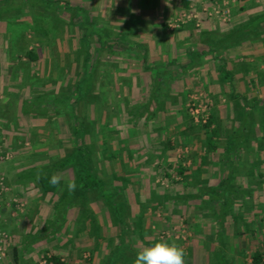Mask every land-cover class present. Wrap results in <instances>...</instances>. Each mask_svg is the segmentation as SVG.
Returning a JSON list of instances; mask_svg holds the SVG:
<instances>
[{"label": "rangeland", "instance_id": "1", "mask_svg": "<svg viewBox=\"0 0 264 264\" xmlns=\"http://www.w3.org/2000/svg\"><path fill=\"white\" fill-rule=\"evenodd\" d=\"M55 1L12 0L13 4L11 6L3 7L0 5V70L2 71L0 93L6 88H11L18 94L27 89V93L30 92L29 95H31L29 97H33L28 101L32 104L30 107L35 109L42 103L45 108V115H33L36 118L30 123L21 119L20 123L14 124V127H18L17 129L13 127V124L7 128V133L10 132L7 138L15 137V142L20 143L17 146L10 147L6 145L2 140L5 139L6 141L5 135L0 137V148L9 154L8 158L0 161V175L4 177L8 185L3 167L7 169L10 163L17 162V166L10 165L9 170L13 168L16 171H21L22 176L19 177L21 179H17V182L27 183V187H29L32 183H35L36 167L59 163L64 157L71 154L76 139L71 137L69 120L57 109L54 112L51 103H45L46 96L49 97L52 93L73 86L77 81L81 83L83 81L84 83L91 78L93 84L89 93L90 98L86 99L87 96H85L78 100L74 113L79 120H84L86 132L83 138L85 143L92 145L94 149L90 153L89 159L91 164L104 170L105 174H103L104 178L102 177V180L105 179L103 184L107 187V185L117 182L114 181V178H111L112 173H117L122 168H128V162L120 161L118 164L112 161L113 156L115 160L119 157V154L128 155L132 153L129 151L128 145L123 144L124 141L128 140L129 135L131 138L133 134V132L127 130L129 114L120 113L117 106L120 104L122 109L125 110L131 102L129 97L135 96L136 88L132 81L131 83L128 81V77L134 72L136 73V69L140 66L137 68L134 66L136 65L135 62L132 64L129 60H121L123 56L117 54L118 52L108 53L105 48L102 46L98 48V46L107 40V32L111 35L109 41L112 43L114 42L113 33L118 31L119 28L126 30L129 35L131 28L129 26L131 25L128 24V20L119 23L114 18L117 6L121 7L122 11L132 7L152 13L155 9L158 15L163 11L170 10L172 7L174 8L173 13H176L180 9L178 6L180 4L176 0H154L153 2L138 0L133 2V5L131 1L126 2L124 0H67L69 6H65L66 4H62L63 0L56 2L57 5ZM262 1L264 2V0ZM150 4L151 6H149ZM194 7L196 8V5ZM215 7L219 10H225L221 4ZM83 12H87L90 22L81 24L80 30H78L75 26L78 22H82ZM174 18H176V15L168 16L167 22ZM146 20H150V18ZM146 20L140 19V23L142 25L144 22L148 23ZM243 20H240V22ZM132 21V25L135 26L136 20L133 19ZM83 33H96L95 35L98 36L99 41L94 36H90L89 40H81L80 35ZM29 49H32L37 55L33 61L24 57V52ZM93 51H96L94 61L92 60L94 57L91 59ZM86 58L88 61H86ZM1 80L6 81L5 87ZM139 84L141 85L142 81ZM138 90L139 93L140 88ZM2 95H0V101L4 98ZM193 96L196 97V95ZM112 100H115V103ZM39 102L40 104H38ZM190 102L191 100L186 102V111H183L185 113L178 112L176 115L179 118L178 122L183 121L187 128L192 129V139H194L192 141L196 144V137L199 141L219 138L216 132L212 135V128H205L201 123H196L192 119L187 110V105ZM0 113H2L0 116L4 118L11 117L6 108H0ZM236 113L237 111L233 110L230 115L228 114V117L231 116V118L229 117L230 126L235 124L233 118L237 116ZM214 116L215 121L212 120L211 127L219 125V121L213 113V119ZM144 118L143 122L146 123L147 120ZM158 118L164 121V124H161L162 127H170L165 128L163 133L160 129L155 131L154 137L162 139V144L159 146L161 150L158 155L163 154L166 150L167 141H170L172 146L175 145L173 151H170L171 153L174 152V156L172 157L170 153V162L158 163L155 160L145 163L143 172L148 180L143 179V172H138L137 182H139L137 184H139V187L137 189L129 187L128 182H132V180H128L126 177L119 178L117 176L121 175H116V179L118 182L120 180L122 187L114 185L112 190L114 193L112 203L118 205L120 210L115 220L119 219L124 222L127 226L125 233L130 234L132 232L131 228L134 227V215L143 210V228L146 238L150 235L152 243L162 239H171L168 240L169 243L175 241L186 250L185 264H244V260L249 263V257L244 255H248L252 249L257 248L261 249L262 252L264 248V245H259L260 242L257 240L258 236L261 241L264 239V219L254 226L245 224V220L251 222L250 216L249 218H242L240 210H237V206L234 207L231 200L230 206H233L232 208L223 206L224 209L229 211L225 218H222L221 205L216 203L219 200L214 198L210 201H213L214 203H212L215 205H203V207L201 205L202 209L199 206L196 207V196H194L196 192L189 189L190 182L184 177L180 178L178 174H172L176 170L177 162L180 164L183 162L186 171L187 169L192 170L196 166L186 159L193 156L192 151L196 147H193L192 143L188 145L190 149L188 146H179L183 143L184 137L179 135L177 130L179 127H175L174 123L177 119L173 118V114H159ZM255 120L256 115H253L252 121ZM134 121L136 119L131 121L130 124H133ZM25 125L29 126L24 127ZM132 126L141 138L142 136L146 138L149 130L146 124L136 126L134 123ZM4 132L6 133V131ZM30 135L40 137V141L32 142L29 138ZM104 144L106 152L103 155H106V159L108 158L106 161L102 160L103 156L100 151ZM128 144L133 145L130 142ZM204 149L206 148L204 147ZM36 151L39 152V155H42V160L45 161L38 162L39 165L35 166L34 163L31 164V161L35 162L38 153ZM206 151L204 152L207 153ZM97 157H99V161H97ZM36 159L38 158L36 157ZM168 163H170V166H168ZM165 170L170 173L168 179L162 177ZM15 172L13 173L15 174ZM51 173H59L65 179L61 181V187L57 188L54 195H51L49 206L39 207L42 214L45 210H48L43 217H49V219L46 221V225L40 228L44 238L46 239L47 236H49V239L58 237L57 234L66 235L68 239L73 241L72 243H75V250L71 255L74 260H78V264H103L104 252L106 251L101 254H98L99 250L93 251L92 254L90 251L93 247L92 237L96 234L93 235V233L96 232V227H98V231L104 237L114 238L111 242L114 247L117 243L115 235L119 230L116 224L110 220V206L104 207L103 191L98 193L96 188H91L89 191H85L81 197L77 196L76 201L80 205H72L75 209H70V205L66 210H62L60 207L66 205L70 196L74 195L69 192L66 194L67 182L75 178L74 166L67 162L64 167L58 166L51 169ZM225 179L222 181L225 182ZM194 180L196 183V177ZM224 194L229 195L228 193ZM54 197H56V200ZM206 197H202V201H205ZM9 198H4L3 205H6ZM58 198L59 200H57ZM182 199L185 200V204L180 201ZM55 205H57V208H55ZM156 205H159L160 209H157L158 206ZM144 211L147 213H144ZM200 212H205V214H199ZM58 213H60V217H57ZM55 214L57 218L55 217L53 221L51 219ZM16 216L18 215L12 217ZM71 217L72 220H69ZM2 218L3 215L0 216V219ZM62 218H65V221ZM77 224H80L79 227H77ZM78 230L79 232H76ZM80 235L83 236L82 244H80V240L76 244V237ZM58 243L55 242L53 245H58V247L60 245L59 248L64 250L61 247L63 243ZM72 243L68 242L66 245L71 246ZM49 246L52 247V243L47 245L48 249L46 248L47 250L45 249L40 254L50 253L49 250L52 249ZM57 251L59 250L56 249L55 252Z\"/></svg>", "mask_w": 264, "mask_h": 264}, {"label": "crops", "instance_id": "2", "mask_svg": "<svg viewBox=\"0 0 264 264\" xmlns=\"http://www.w3.org/2000/svg\"><path fill=\"white\" fill-rule=\"evenodd\" d=\"M124 1H131L133 5V2H137L138 0ZM142 1L148 2V0ZM149 1L153 2L154 0ZM188 1V8L186 10L194 12L197 23L196 26L189 23L178 28L169 27L167 25V17H172L181 11V9H179L178 12L173 13V7L158 15L155 9L151 13L150 11H142L141 9L132 7L127 10L123 9L124 11H122L119 6L115 8L116 14L114 18L117 19L119 23L124 22L123 20H128V24L131 25L129 27L131 28L129 35L126 30L122 28H119L118 31L113 33V48L120 51L123 49L124 45L134 46V49H132L133 51L130 50L131 53L128 54L129 56H123L121 60H129L132 64L135 62L136 65L134 66L136 67L139 65V60L133 58V55L137 52V49H143L142 52L145 53L146 63L151 67V70H144L141 72L136 69V73L134 72V74L128 77V81L130 83L132 81L136 88L134 93L135 96L129 97L131 102L125 110L122 109L120 104L117 107L120 113L125 112L124 114H129L127 130L128 132H133V134L131 138L129 135L128 140H126L127 142L124 141L123 144H127L130 149L129 151L132 153L128 155L119 154V157L115 160L113 159L114 156L112 157L113 163L119 164L120 161L125 163L128 162V168H122L121 171L112 173L111 178H114V181L117 182L107 186L114 187V185H117L122 187L120 185V180L118 182L116 179V175H121L117 177H126L128 180H132V182H128L129 187L137 189L139 187V184H137L139 182H137V175L138 172L142 173L145 170L143 166L145 163H150L155 160L158 163L170 162V157L174 156V152L171 153L170 151H173L172 149L175 145H173V148H166L162 155L161 153L158 155L161 150L159 146L162 144V139H157L154 136L156 130L160 129L163 133L165 128H170L167 126L162 127L164 121L159 119L158 115L173 114V118L177 119L174 123L175 127H179L177 128L179 135L184 137L183 143L179 144V146H188L192 143L191 145L196 147L193 151L191 149L193 156L186 158L190 163L196 166L194 165L195 167L192 168V170L187 169L186 171L185 165L181 162V165L184 167L183 174H185L183 177L190 182L188 185L189 189H193L192 191L196 192V207H201V205L202 207L203 205H215L213 201V203L210 201L206 193L219 192V180L233 177L234 180H230L231 182L228 184V188H233L235 186L246 195L239 196L234 202V207L237 206V210H240L242 218H249L250 216L249 219H251V222L245 220V224L247 223L254 226L258 224L260 220L262 221L264 219V136H261V138L259 137L260 133L256 125L257 123L255 122L252 128L255 130L256 137L240 139L237 144L241 146L236 150L234 155L231 153H229V155L225 154L223 146L228 145V138L222 136H224V130L230 127L229 117L231 118V116L228 117V114L230 115L233 110L239 111L242 109V107L240 108L236 104L237 102L235 100H237V98L240 99L241 97H245V100H248L251 97H256L264 100V32L260 37L251 41L240 42L236 45L227 46L223 50H216L215 52L210 51L212 45L209 46L208 42L216 38L215 36L218 33L228 32L232 25L237 24L240 20L246 18L247 15L264 11V2L262 0H240L238 3H236V0ZM176 2L179 3V0H176ZM219 4L227 10L225 20H221L218 16H209L204 11V7H207L206 10H208L210 7L212 8ZM195 5L196 8L194 7ZM149 6H151V4ZM240 6L243 8L236 11ZM147 18H150V20H146ZM133 19L136 20L135 26L132 25ZM140 19H145L148 23L143 21L144 24L142 25ZM119 25L121 26V24ZM119 35H121L123 39L129 40L130 44L118 42L119 40L116 41ZM121 43L123 47L120 45ZM119 45L121 47H119ZM118 53L121 54L122 52ZM222 67L226 72L221 70ZM227 72L231 80L222 83L223 79L226 78L225 74ZM0 76H2L1 70ZM140 81H142L141 85L139 84ZM1 83H3L4 86L6 81L3 82V80H1ZM138 88H140L139 93L137 92ZM232 89L240 93V95L232 98L230 95V92L233 91ZM1 93L0 95L4 98L0 101V108H6L7 113L11 115V117L4 118L0 116V137L5 135L8 143L5 139L2 140L6 145L15 147L20 143L15 142V137L11 136L7 138L10 133H7V128H9V126L11 127V124H13L14 127V124L20 123L21 119H23L22 121L30 123L36 118L34 116L38 115L37 111L40 110L43 105L42 103H38L40 105L32 109L30 107L32 104L28 101H30L29 99H33V97H29L31 95H29L30 92L27 93V89H24L23 92L18 94L11 88H6L3 89ZM193 95L197 96L198 101H206L208 112L216 115L219 125L217 127L215 126L214 130L216 134L219 135V138L217 137V139L210 141L208 139L199 141L196 137L195 144L194 141H192L194 140L192 139V129L190 130L187 128L183 121L178 122L179 118L176 114L178 112L182 114L185 113L183 111H186V102L190 101L191 98L194 97ZM86 96V99L90 98L89 94ZM244 105L242 106L246 107L245 103ZM245 110L247 113H251L248 107H246ZM137 112L142 113L146 117H135L134 114H138ZM1 114L2 113H0V115ZM143 118L147 120L146 123L143 122ZM134 119H136V121H134L136 126L139 124H146L147 127H149L146 138L143 136L141 138L138 132L133 129L134 127L132 125L134 123H130ZM26 126L29 125H25L24 127ZM14 128L17 129L18 127L16 126ZM4 131H6V133ZM261 133L264 134L263 132ZM140 134L144 135L143 133ZM25 137H27V135H25ZM29 138L32 142L40 141V137L38 136L30 135ZM128 142L133 143V145H129ZM169 142L170 141H167V146L170 144L172 145V142H170V144ZM248 146L249 148H247ZM204 147L206 149L203 150ZM37 152L38 151H36V153ZM134 152H136V154H134ZM170 153L171 156H169ZM36 157L38 159H36ZM36 157L35 162H33V160L31 161V164L34 163L35 166L39 165L38 162L45 161L42 160V155H39V152ZM98 158L99 157H97V161H99ZM102 160L106 161L108 158L106 159V157L103 156ZM16 163L17 162H14V164L10 163L9 166H17ZM9 166L7 169L3 167V173L5 172V177L9 183V191L5 193V197L7 199L11 195L20 197L22 201H24V207L23 211L18 213L16 217L10 215L8 205H3L2 208H0V216L3 215V218L0 219L2 222L0 224V229L5 231L8 236V243L6 245L7 264H36L40 261L39 258L49 256L50 253L58 256L60 261L64 262L63 264H78V260H74V257L71 255L75 250V243H72V240L68 239V237L63 234H57L58 237H52L50 238L51 240L49 236L45 239L40 229L46 225V221H48L49 217H43L47 214L48 210H45L42 214L39 211L41 210L39 207L49 206L51 195H54L57 188H54L50 192H42L37 187L36 178L35 183L29 184L30 186L27 187V183L17 182V179H21L19 177L22 176V172L16 171L13 168L9 170ZM41 167L42 166H38L36 168L41 169ZM37 169H35V177L38 173H41ZM103 171L104 170L98 167L95 170V174L100 180H102V177L104 178L103 174L105 173ZM13 172H15L16 176ZM142 176L143 179L146 181L148 180L145 178L146 175H144V172ZM195 177L196 183L194 180ZM202 197H206L205 201H202ZM54 199L56 200V197H54ZM57 200H59V198ZM76 200V197L70 196L68 203L62 205L60 209L66 210L70 205V209H75L72 205H80ZM180 201L182 204L186 203L184 199ZM55 208H57V205H55ZM30 209L31 211H29ZM56 211H58V209H56ZM205 212H200L199 214H205ZM57 215L55 214L51 220L54 221L56 216L60 217V213ZM62 219L65 221V218ZM69 220H72V217ZM258 237L257 240L260 242L259 245L263 246L264 239L261 241V238ZM82 239V235L77 236L76 244H78V240H80V244H82ZM55 242L63 243L61 247H63L64 250L59 248L60 245L59 247L58 245H53ZM68 242L72 243V245H66ZM50 243H52V247L49 246L52 249L49 250L51 252L45 255L40 254ZM56 249L59 251L55 252ZM260 253L262 256V264H264V248ZM83 256L85 257L84 254Z\"/></svg>", "mask_w": 264, "mask_h": 264}, {"label": "trees", "instance_id": "3", "mask_svg": "<svg viewBox=\"0 0 264 264\" xmlns=\"http://www.w3.org/2000/svg\"><path fill=\"white\" fill-rule=\"evenodd\" d=\"M239 1L240 0H236V3H238ZM56 2L58 3L60 2V0L55 1V4L57 5ZM188 2H189L188 0H179L178 4L180 5L178 6L181 9V11H184V12L187 11L186 9L188 8ZM12 4H13L12 0L0 1V5H2L3 7L4 6L8 7V6H11ZM62 4H66L65 6H67L68 5L67 0H63ZM241 8L243 7L242 6L238 7L236 11L241 10ZM181 11H179V13ZM89 22H90V18H88L87 12H83L82 22H78L75 27L78 30H80L81 24L89 23ZM189 23H192V25L196 26L194 24V20L189 18L188 20H185L184 22L179 23V25L176 26L175 28L181 27L182 25L189 24ZM263 32H264V11H261L258 13L247 15L246 19H244L241 22H238L237 24L232 25L231 29L228 32L218 33L215 36L216 38L208 42V45L209 46L212 45V49L210 50L211 52H215L216 50L220 51V50L225 49L227 46L236 45L240 42L251 41L255 38H258ZM95 34L83 33L80 35V39L89 40L90 36L92 37L94 36L95 39L99 41L98 36H96ZM120 36L121 35H119L117 38L119 41H121L122 43L125 42L127 44L128 43L130 44L129 40L123 39L122 36L121 37ZM106 37H107L106 38L107 40L105 42H102L101 45L98 46V48L102 46L103 48L106 49L108 53L122 52L121 55L126 56L131 53L130 50L134 49V46L132 47V46L124 45L123 47L122 46L123 44L121 43L120 45L123 47V49L120 51L115 50L113 48L114 42L112 43L109 41L111 38V35L109 34V32H107ZM120 45L119 47H121ZM86 51H87V48H86ZM142 51L143 49H140V50L137 49L136 53L132 52L134 53L133 58H136L139 60V65H137V68L139 66L140 67L137 69V71H141V72L144 70L145 71L151 70V67L148 66V64L146 63L145 53ZM24 57L30 61H33L36 59L37 55L32 49H29L24 52ZM95 58H96V51H93V56H91V59L94 61ZM86 61H88L87 58H86ZM221 70H224V68L222 67ZM224 71L226 72V70ZM225 75H226V78L223 79L222 83L229 82L231 80L229 78L230 75L228 72ZM79 82L80 81L75 82L73 86H69L65 88L64 90L58 91L54 94L52 93L49 95V97L46 96L47 99L45 103H51V105L54 107L53 108L54 112L56 111L55 109H57L58 111H60L67 117V119L69 120L68 123H69V129L71 131L70 132L71 137H74L76 141H75L74 149H72L71 154L64 157L59 163L52 164L49 166H42L41 169H37L41 172L40 173L41 178L39 180L36 179L37 187L42 192L52 191L54 187L50 186L48 182V177H50L52 174L51 169H54L55 167H58V166L64 167L65 164H67V162L70 163L72 166H74L75 178L73 180L76 181L77 188H76V191L73 192L74 195H71V196L72 197L76 196V198L81 197L85 191H89L91 188H96L98 193L103 191L102 196H104V203H105L104 207L110 206L111 208L110 214H109L110 220L111 222L116 224L117 229H119L118 233L115 235V238L117 237V243L113 247L111 242H112V239L114 238L104 237V235L100 234V232L98 231V227H96L97 230L96 232L93 233V235L95 233L96 234L92 237L93 247L90 249L91 254L93 251H97V250H99L98 254H101L103 251H106L104 252V259L102 261L103 264H134V258L136 257L138 251L141 250L143 247L150 246L152 244V241L150 240L151 238L150 235L147 237L148 239L144 235L145 230L143 228V216H144L143 210L140 213L134 215V224H133L134 227L131 228L132 232L130 234L125 233L127 226L124 224V222H121L119 219L115 220V218H117V216L119 215L120 210L118 208V205H113L112 203L113 202L112 198L114 195L112 190L114 187H111V186L106 187V185L103 184L104 181L97 178L95 174L97 165L94 166L93 164H91V161L89 159V155L92 151H94V149L92 145H87L83 138L86 132L84 120H79L74 113L76 102L84 98L92 90L91 86L93 84V80L89 78L87 82H84V83L83 81L82 83L81 82L79 83ZM230 95L232 98H235L237 95H240V93L235 92L233 90L230 92ZM240 99L237 98V100H235L237 102L236 104L240 108L242 107V109L237 111L236 113L237 116L233 118V121L235 122L234 126H230L226 128V130H224V137L228 138V145L223 146V150L225 151V154H228V155L229 153H231L232 155L235 154L236 150L241 146L237 144V142L240 139H243V138L248 139V138L256 137L255 130L252 128V125L255 122L257 123L256 125L260 133L259 137L261 138V136H264V134L261 133V132L264 133V100L258 99L256 97H251L248 100H245V97H241ZM244 103L246 104V107L250 109L251 113L246 112L245 110L246 107H244L245 106ZM44 110L45 108L42 107L40 110L37 111V114L45 115ZM137 113L138 114H134L135 117L137 116L145 117V115H143L142 113L140 112H137ZM254 114L256 115V120L252 121V116ZM212 120L215 121V118L213 119V113L209 112L208 119L206 120L204 124H202V126L205 128H212L211 131L213 135L216 131L213 130L215 126L211 127V124L213 122ZM249 134H251V136H249ZM168 147L173 148L172 145H169V146L166 145V148ZM247 148H249V146ZM100 151H101L102 156H106V155H103L106 152L105 144H104V147ZM168 166H170V163H168ZM183 171H184V167L179 162H177L176 170L174 174H178L181 178L184 176ZM169 176H170L169 172H167L166 170L163 171V174H162L163 178L168 179L170 178ZM224 179L225 178H222L219 180V183H218L220 185V189H219L220 191L218 190L219 192L206 193V195L208 196L210 200H213V198L215 200H219V202H216V201L215 202L221 205L220 211L222 213V218H225V216L229 213L228 209L227 210L224 209L223 206L232 208L233 206H230V200H231V203L232 202L234 203L239 196L245 195L242 192V190H240L239 188L235 186L233 188H228V184L231 182L230 180L232 181L234 180L233 177L232 178L227 177L225 179V182L222 181ZM224 193H228L229 195H226ZM66 194H68V191ZM194 194H195L194 196H196V193ZM120 205L122 204L120 203ZM156 206H158L157 209H160L159 205H156ZM145 212L146 211H144V213ZM79 225L80 224H77V227H79ZM76 232H79V230ZM88 235H89V232H88ZM164 240H167V239H164ZM168 240L170 241L171 239H168ZM244 256L249 257V263H246L244 260L243 261L244 264H250V263L251 264H262V256L258 248L252 249L248 255H244ZM43 257L46 259V264H49V263L63 264L64 263L63 261H60L58 256L52 253H50L49 256H43Z\"/></svg>", "mask_w": 264, "mask_h": 264}, {"label": "built area", "instance_id": "4", "mask_svg": "<svg viewBox=\"0 0 264 264\" xmlns=\"http://www.w3.org/2000/svg\"><path fill=\"white\" fill-rule=\"evenodd\" d=\"M207 7H204V11L209 16H218V18H221V20H225L227 10H219L215 6L211 9L206 10ZM176 18L171 19L169 22H167V25L169 27H176L179 25V23L184 22L185 20H188L189 18L193 19L196 23V16L194 12L192 11H181L178 14H175ZM187 110L189 114L191 115L192 119L196 123L204 124L206 120L208 119V107L206 101H198L197 96L192 97L191 102L187 105ZM9 154L8 152L2 151L0 148V161L8 158ZM9 190V187L2 175H0V208L3 206L4 195ZM6 205L9 206L10 215L14 216L20 212L23 211L24 207V201H22L21 198H18L17 196H10L9 200L6 201ZM8 243V236L5 231L0 229V264H7V252H6V245ZM42 259L37 264H46V259L44 257H41ZM50 264V263H49Z\"/></svg>", "mask_w": 264, "mask_h": 264}, {"label": "clouds", "instance_id": "5", "mask_svg": "<svg viewBox=\"0 0 264 264\" xmlns=\"http://www.w3.org/2000/svg\"><path fill=\"white\" fill-rule=\"evenodd\" d=\"M40 178L41 174L38 173L36 179L39 180ZM64 179L61 174L52 173L48 177V182L50 186L60 188L61 181ZM66 188L70 194L75 192L77 188L76 181L69 180ZM186 254V250L175 241L169 243L167 240L162 239L139 250L134 258V264H185Z\"/></svg>", "mask_w": 264, "mask_h": 264}]
</instances>
